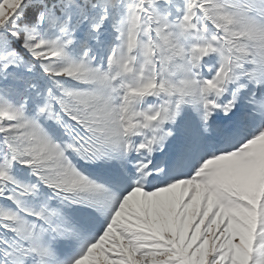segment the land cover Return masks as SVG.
I'll list each match as a JSON object with an SVG mask.
<instances>
[{
  "label": "snow or ice",
  "instance_id": "obj_1",
  "mask_svg": "<svg viewBox=\"0 0 264 264\" xmlns=\"http://www.w3.org/2000/svg\"><path fill=\"white\" fill-rule=\"evenodd\" d=\"M0 264H264V0H0Z\"/></svg>",
  "mask_w": 264,
  "mask_h": 264
}]
</instances>
